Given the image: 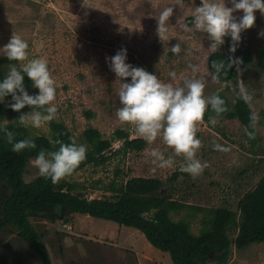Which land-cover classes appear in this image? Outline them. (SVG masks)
<instances>
[{
  "label": "rangeland",
  "instance_id": "374dc122",
  "mask_svg": "<svg viewBox=\"0 0 264 264\" xmlns=\"http://www.w3.org/2000/svg\"><path fill=\"white\" fill-rule=\"evenodd\" d=\"M199 4L200 0H0V47L12 34L20 35L28 42V59H46L56 82V118L39 128L26 126L30 136L50 139V124L55 123L63 125L72 140L86 145L87 150L90 145L83 134L89 129L111 140L110 148L102 153L107 157L104 163L89 164L58 183L78 185L75 191L87 199H100L111 196L106 191L111 184L118 187L132 178L158 179L172 200L183 205L171 218L186 221L196 236L205 228L208 210L237 212L239 201L264 177V76L255 66L264 54V35H260L264 33V14L254 13V25L241 32L236 45V49H245L253 56L254 64L239 69V90L244 99L251 96L246 102L254 115L253 138L257 142L252 146L236 121H199L196 137L201 145L196 157L208 166L196 177L181 170L183 156L174 155L159 137L153 142L145 140L141 151L115 153L122 147V141L115 138L116 131L126 133L129 139L143 138L115 115L120 107L119 81L106 58L124 48L127 63L156 74L162 82L182 86L186 79H201L206 84L205 96L222 93L233 102V94L212 79L207 68L212 53L225 51V41L213 51L205 33L183 27H191L188 20ZM225 4L231 7L228 0ZM167 7L173 8V15L165 22L167 31L158 33L160 13ZM242 14L236 11L233 16L239 19ZM176 43L181 45L179 54L170 51ZM26 62L16 64L19 67ZM189 65L197 66V71ZM3 67L5 76L8 65ZM34 90L36 94L38 89ZM12 122V118H4L0 126ZM153 149L173 156L175 163L163 168L153 164ZM33 162L29 161L20 177L25 183L41 176ZM29 221L43 238L52 264H172L168 255L153 248L137 230L104 219L77 214L67 225L37 218ZM230 237L233 240L236 232ZM31 252L23 248L14 227L0 231V264H39ZM227 264H264V244L243 250L232 246Z\"/></svg>",
  "mask_w": 264,
  "mask_h": 264
},
{
  "label": "trees",
  "instance_id": "16d2710c",
  "mask_svg": "<svg viewBox=\"0 0 264 264\" xmlns=\"http://www.w3.org/2000/svg\"><path fill=\"white\" fill-rule=\"evenodd\" d=\"M192 24V20H188ZM225 51L218 49L207 59L209 74L214 72L211 63L214 60L240 58L242 63L228 71L222 70L215 81L225 86V90L233 94V102L222 93L219 95L225 101L226 111L216 114L208 108L202 119L210 123L213 119L236 121L244 128L248 140L255 146V119L253 112L239 90V69H246L253 63L252 54L245 49L229 52L231 41L224 38ZM16 61L0 58V79L4 77L3 66ZM257 71L264 76V54L256 63ZM211 76V75H210ZM25 88L29 94H35V88L25 77ZM213 95V94H212ZM11 97L0 103V124L4 118H12L13 122L4 127L15 134V140L32 139L37 147L25 149L19 153L11 150L7 138L0 132V231L12 226L18 231L23 248L31 250L39 264H52L47 248L29 219H41L50 223L61 221L67 225L72 223L73 216L84 215L104 219L122 227L133 228L140 232L146 241L156 250L168 255L172 264H227L231 247L243 250L251 245L264 244V177L255 188L247 192L238 203V211L226 208L208 210L209 218L203 221L204 229L199 235L190 231L189 224L184 220L174 221L171 214L183 208L182 204L172 200L168 190L158 179L132 178L118 187L111 184L107 192L110 197L87 199L84 194L75 191L78 185H68L53 182L50 178L39 176L30 183H25L22 173L31 159L41 148L55 151L59 145L49 143L45 137H32L26 126L19 123L21 114L31 111L25 106L20 112H14L8 107ZM89 114L86 117L89 118ZM51 139H59L64 143L72 141L67 129L61 124H50ZM90 145L86 159L73 171L77 172L85 166H97L107 160L102 155L110 148L111 140L102 139L98 131L89 129L83 134ZM115 138L122 141V147L116 154H126L130 151H141L146 141L129 139L124 132H115ZM264 153V150H263ZM178 175V174H177ZM177 175H174L173 180ZM81 188V187H80ZM236 232L231 240L230 234ZM25 259H29L26 257Z\"/></svg>",
  "mask_w": 264,
  "mask_h": 264
},
{
  "label": "clouds",
  "instance_id": "9594fccd",
  "mask_svg": "<svg viewBox=\"0 0 264 264\" xmlns=\"http://www.w3.org/2000/svg\"><path fill=\"white\" fill-rule=\"evenodd\" d=\"M228 3L231 7L226 6L225 0H200V4L194 8L191 27H183L189 32L195 30L205 33L211 41L209 48L213 51L224 43L226 36L230 37L232 44L229 52L234 53L240 42L241 32L254 25V13L259 11L264 14V0H228ZM236 11L243 13L239 19L233 16ZM172 15V7H167L160 13L158 33L167 31L165 22ZM28 47V42L18 34H12L8 43L0 47V53L8 61H27L19 67L16 63L8 64L7 74L0 79V103L10 96L12 102L8 107L12 111L20 112L25 106H30L31 111L21 114L18 121L23 126L39 128L53 121L58 113L54 103L56 82L46 59H28ZM181 50L180 43L170 48L174 54H179ZM126 61L127 50L124 48L106 58L110 70L119 81L120 107L115 112L118 121L132 126L135 134L147 142L162 138L174 155L183 156V172L192 177L200 175L208 165L196 157L201 145L200 139L196 137V124L203 119L208 108L216 114L225 112V101L216 94L205 96L206 84L201 79H186L182 86H174L172 83L162 82L156 74ZM241 63L240 58L230 57L227 63L222 59L214 60L211 63L214 69L210 74L211 78L215 80L222 70L228 71ZM189 67L193 72L197 71V66ZM170 76L174 77L175 73H170ZM25 77L33 88L38 89L36 94H29L26 90ZM245 100L250 101L251 96H246ZM212 122L215 123V120ZM0 132L7 138L13 152L19 153L37 147L32 139L15 140V134L7 127L0 126ZM49 143L59 147L55 151L41 148L33 163L41 176L50 178L53 182L70 175L86 159L87 146L82 143L74 140L64 143L51 138ZM151 156V162L161 168L175 163L173 156L166 157L162 151L156 149L152 150Z\"/></svg>",
  "mask_w": 264,
  "mask_h": 264
}]
</instances>
